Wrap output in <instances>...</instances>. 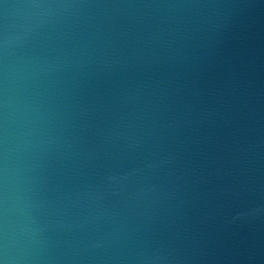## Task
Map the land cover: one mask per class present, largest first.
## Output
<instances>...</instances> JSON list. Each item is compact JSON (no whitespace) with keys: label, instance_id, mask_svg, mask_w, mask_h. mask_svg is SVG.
Listing matches in <instances>:
<instances>
[{"label":"water","instance_id":"1","mask_svg":"<svg viewBox=\"0 0 264 264\" xmlns=\"http://www.w3.org/2000/svg\"><path fill=\"white\" fill-rule=\"evenodd\" d=\"M0 264H264V0H0Z\"/></svg>","mask_w":264,"mask_h":264}]
</instances>
